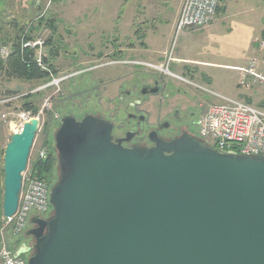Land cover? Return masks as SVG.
Here are the masks:
<instances>
[{"label":"water","instance_id":"water-1","mask_svg":"<svg viewBox=\"0 0 264 264\" xmlns=\"http://www.w3.org/2000/svg\"><path fill=\"white\" fill-rule=\"evenodd\" d=\"M38 125L25 123L4 149V218L17 209ZM112 129L90 114L61 119L53 213L30 220L33 244L15 256L30 251L27 264H264V157L220 153L187 133L124 147Z\"/></svg>","mask_w":264,"mask_h":264},{"label":"rangeland","instance_id":"rangeland-1","mask_svg":"<svg viewBox=\"0 0 264 264\" xmlns=\"http://www.w3.org/2000/svg\"><path fill=\"white\" fill-rule=\"evenodd\" d=\"M182 2L183 0H3V2L0 0V46H6L7 49L6 54L0 58L2 61H5L11 52L12 42L8 43L4 37L15 36L12 23L19 25V28L23 29V34L29 39L52 40L51 44L45 45L44 48L45 54L41 59L44 66L39 67L36 64L40 71L47 72L48 80L8 79L0 74L4 76L0 77V97L27 94L38 90L35 94H31L30 98H21L8 106L0 107V150L5 149L11 136L15 134L18 118L14 116L20 113L39 120L26 173H31V164L38 158L42 149L46 152L50 150L57 158L54 133L64 116L81 119L90 114L121 123L126 120L127 112L134 111L145 114L148 127L167 118L173 108L185 101L181 96L178 99L172 94L171 100L168 101L160 100L159 96H150L132 111L127 109V103L131 99L126 96V92L136 91L141 86L151 84L155 77H159L174 84L180 90L195 93L194 88L187 87L171 77L132 64L162 63L164 55L169 54L170 50L177 57L186 32L177 36L173 32L168 40L165 31L167 28H160L161 35H164L163 37L160 35V39L163 43H168L169 48L156 61L147 58L143 44L146 34L156 30L157 13L165 12V17L174 15L175 12L178 13ZM227 4L233 8L227 9L224 14ZM233 9L238 10L241 20L254 16L252 23L262 24V33H264V0H227L218 9L215 21L222 18L223 14L226 17L233 12ZM201 37L203 35L197 38ZM22 41L26 40L22 39ZM229 47H232L231 44L227 46ZM51 55L53 58L50 57ZM37 56L34 52L32 59H37ZM46 59H51L48 65L52 68L45 64ZM182 68H184L182 64L170 65V71L191 79L189 73ZM63 75L69 78L57 85L40 89L48 85L52 78H60ZM13 79L16 81L14 86L18 88L5 91L8 80ZM1 87L5 90L2 91ZM168 92L174 93L172 89H168ZM204 99L205 102L208 101L205 97ZM201 101L199 97L198 108ZM208 102L217 103L214 100ZM3 115L6 117L3 118ZM48 154L49 152L47 156ZM57 178L58 163L53 169L50 188ZM2 198L3 188H0V209H2ZM52 213L51 209V212L44 217L48 218ZM27 228L29 230L33 226L28 223ZM4 239L10 247L23 245L30 248L33 244L32 238L26 237V232L16 238H8L4 233ZM1 243L0 238V245ZM29 254L30 251L25 255Z\"/></svg>","mask_w":264,"mask_h":264},{"label":"built area","instance_id":"built-area-1","mask_svg":"<svg viewBox=\"0 0 264 264\" xmlns=\"http://www.w3.org/2000/svg\"><path fill=\"white\" fill-rule=\"evenodd\" d=\"M225 1L227 0H183L175 23V35L199 31L213 24L218 9ZM45 45L42 38H33L21 43L23 49L36 52L38 56L35 62L39 67L44 66L41 59L45 54ZM163 59L162 63L157 64L150 62L132 64L171 77L187 87L194 88L200 94L202 101L195 122V137L199 141L220 153L264 157V41L258 42L254 54L241 68L237 82L239 89L261 94L262 99L257 103L224 96L205 84L196 83L192 79L170 71V65L183 63L174 56L172 50L169 54H165ZM68 78L67 75L52 78L48 85L40 89L57 85ZM37 91L2 96L0 107L8 106ZM204 97L208 101L214 100L217 103L205 102ZM2 117L5 118L6 115ZM14 117L18 118L15 133L20 132L22 126L32 120L22 113ZM46 157L45 149L40 150L38 159L44 160ZM49 194L50 185L46 181L36 179L32 173L26 171L22 174L17 209L11 217H2L0 264H27V259L23 255L15 256L23 245L10 247L5 242L4 233L8 238H16L26 232L27 224L32 217L45 218L44 216L51 212Z\"/></svg>","mask_w":264,"mask_h":264},{"label":"crops","instance_id":"crops-1","mask_svg":"<svg viewBox=\"0 0 264 264\" xmlns=\"http://www.w3.org/2000/svg\"><path fill=\"white\" fill-rule=\"evenodd\" d=\"M231 8L233 7L230 4L225 5L224 14L227 9ZM179 10L176 13L175 9L174 12L176 14L174 13V15L169 17H165V12L162 11L157 13V17L155 16L156 30L151 34H146L143 44L147 58L150 61L158 60L168 50V43H163V40L160 39V35L162 34L160 28H167L165 31L167 32L166 34L169 40L174 32ZM224 14L222 18L217 19L205 29L186 32L184 34V42L182 45L180 44L176 58L183 62L182 65L184 68L182 69L186 73H189L194 82L205 84L224 96L257 103L262 99L261 94L259 92L254 93L250 90L239 89L237 82L241 68L254 54L258 42L262 41V24L252 23L254 16L246 20H241L236 9H233V12H230L226 17H224ZM201 35L203 37L200 39L197 38ZM161 36L163 37L164 35ZM229 44L232 47L227 48ZM2 47L0 46V58L7 51L6 46ZM224 47L226 50H224ZM0 77L2 78L4 76L0 75ZM15 82L14 79L8 80V85L6 87L4 86L7 89L5 90L1 87V90L7 92L16 90L18 87L14 86ZM9 83H12V85H9ZM9 86L11 87L9 88ZM171 87L174 92L183 94L185 91L180 90L174 84ZM180 96L176 95L174 97L180 99ZM182 99L185 100L183 97ZM168 100H171V98ZM185 101L180 102V105ZM2 152L4 150H0V188H3ZM1 215L2 209H0Z\"/></svg>","mask_w":264,"mask_h":264},{"label":"flooded vegetation","instance_id":"flooded-vegetation-1","mask_svg":"<svg viewBox=\"0 0 264 264\" xmlns=\"http://www.w3.org/2000/svg\"><path fill=\"white\" fill-rule=\"evenodd\" d=\"M172 85L163 78L155 77L151 84L141 86L136 91L126 92V96L131 99L127 103V109H131L132 111L137 109L150 96H159L160 100L168 101L169 98H172V94H174L173 96L181 95L186 100L182 103L184 106L181 104L173 108L167 115L168 117L161 122H157L148 127L145 114L134 111L127 112L126 120L121 123H116L103 116H98V118L104 119L112 124V136L114 140H121L124 147H132L135 145L152 147L154 145L151 141L152 136L153 138L165 140L178 138L184 133L194 136L195 122L200 112L197 105L200 96L197 94V91H194L195 93L191 95L188 92L189 90H185L183 94L180 92L169 93L168 89L171 90ZM154 90H158V92L153 94L152 92ZM182 107L184 109H181ZM127 138L130 139L125 141ZM28 223L30 224V221Z\"/></svg>","mask_w":264,"mask_h":264},{"label":"trees","instance_id":"trees-1","mask_svg":"<svg viewBox=\"0 0 264 264\" xmlns=\"http://www.w3.org/2000/svg\"><path fill=\"white\" fill-rule=\"evenodd\" d=\"M221 11L222 10H220V12ZM12 27V29L15 31V36L12 37L10 35L4 37L5 41H7L8 43L10 41L12 42V46L11 52L9 53L7 59L5 61H2V59H0V74H3L8 79L16 78L25 81L48 80L47 72L40 71L39 68H37L35 60L32 59L34 53L33 50L26 48L23 49L21 47L22 39L29 40V37L23 34V29L19 28V25L12 23ZM262 41H264V33H262ZM51 42L52 40L50 39L45 41V44L50 45ZM53 51L54 50H52L51 53H53ZM50 57L53 58L52 55ZM50 60H44L45 64L48 65L50 63ZM50 68H52V66H50ZM32 95H28L27 97H25V99L30 98V96ZM27 109L29 108L27 107ZM47 152H49L50 155L48 154V156L44 160H40L37 158L31 164L30 170L32 175L36 179L46 181L48 184H51L52 173L54 166L57 163V158L54 156L53 152H50V150H48ZM3 153L4 152H2V154Z\"/></svg>","mask_w":264,"mask_h":264}]
</instances>
